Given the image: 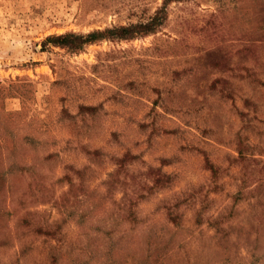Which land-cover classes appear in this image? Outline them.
I'll list each match as a JSON object with an SVG mask.
<instances>
[{
	"label": "rangeland",
	"instance_id": "1",
	"mask_svg": "<svg viewBox=\"0 0 264 264\" xmlns=\"http://www.w3.org/2000/svg\"><path fill=\"white\" fill-rule=\"evenodd\" d=\"M160 1L0 0V82L30 83L6 101L29 120L0 264H264V0L169 1L153 33L42 48Z\"/></svg>",
	"mask_w": 264,
	"mask_h": 264
},
{
	"label": "trees",
	"instance_id": "2",
	"mask_svg": "<svg viewBox=\"0 0 264 264\" xmlns=\"http://www.w3.org/2000/svg\"><path fill=\"white\" fill-rule=\"evenodd\" d=\"M169 1L176 0H161L153 13L144 21L135 20L132 23L106 27L102 30L92 29V31L83 34L73 32H64L61 34L51 33L43 39L42 48L47 44H52L68 52H77L81 50L85 44L91 43L94 40L97 41L104 38L125 40L135 38V36L139 37L148 33H153L163 25L166 19L165 5ZM29 85V82L21 79H16L15 81L10 80L6 84L0 82V160L7 163L4 169L0 167V187L2 186V180L5 174L17 167L15 157H17L18 150L23 146L22 143L19 142L17 136L21 129H23V125H20L22 120L25 122L29 120V117L26 119L20 114V112L23 113V110H25ZM16 97L20 99L23 110L7 107L6 101L9 98ZM26 116L27 113H25V117ZM23 138L26 140L25 143H31L33 141L31 135H25ZM38 146L41 145L39 144ZM238 153L240 154V151ZM49 156L50 155L47 154L45 158ZM121 159V157L116 158L117 161H121ZM24 168L26 167L21 166L20 169ZM39 229L43 231V229Z\"/></svg>",
	"mask_w": 264,
	"mask_h": 264
}]
</instances>
